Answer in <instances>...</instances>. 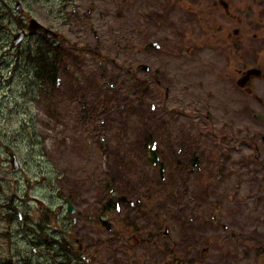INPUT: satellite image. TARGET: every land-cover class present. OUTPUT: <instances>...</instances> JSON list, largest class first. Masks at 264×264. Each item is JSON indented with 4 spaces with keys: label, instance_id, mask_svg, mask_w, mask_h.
<instances>
[{
    "label": "rangeland",
    "instance_id": "374dc122",
    "mask_svg": "<svg viewBox=\"0 0 264 264\" xmlns=\"http://www.w3.org/2000/svg\"><path fill=\"white\" fill-rule=\"evenodd\" d=\"M225 1L228 12L222 0H0V260L73 264L57 257L51 245L44 252L37 247L34 254L33 240L46 243L47 234L30 229L51 223L50 234L59 232L55 217L45 215L50 214L48 207L55 212L63 205L62 194L79 197L88 206L103 194L101 179L119 186L121 178H138L131 162L123 167L116 161L119 150L127 154L148 129L156 130L162 148L178 151L183 141L196 140L204 158L224 163L230 183L220 194L264 197V124L252 117L264 113V75L253 81L258 99L237 85V70L260 67L264 72V0ZM31 18L60 33L63 52L78 59L74 83L83 85L80 99L71 100L68 92L58 103L55 92H46L47 100L43 96L50 85H42L40 69L29 59L41 39H27L20 51L12 46L13 36ZM152 43L162 49H147ZM140 64L152 71L145 73ZM62 78L70 85L66 75ZM91 79L98 84L89 90ZM124 99L140 107L143 103L141 116H132ZM103 105L107 124L99 127L103 117L92 119L88 108ZM165 123L163 130L157 129ZM98 131L105 133L109 150L104 155L109 157L102 154ZM9 152L18 155L19 173L12 171ZM26 179L32 181L31 190ZM176 190L185 205L183 186ZM11 198L27 222L8 213ZM181 217L183 206L171 210L174 233ZM148 232L157 235L154 229L144 234ZM83 235L96 240L89 232ZM108 237L109 249L89 251L98 258L94 264H124L121 248H129L127 236L113 232ZM146 259L142 264H150Z\"/></svg>",
    "mask_w": 264,
    "mask_h": 264
},
{
    "label": "flooded vegetation",
    "instance_id": "af4514ba",
    "mask_svg": "<svg viewBox=\"0 0 264 264\" xmlns=\"http://www.w3.org/2000/svg\"><path fill=\"white\" fill-rule=\"evenodd\" d=\"M54 45L59 46L60 43L56 42ZM46 54L43 52L42 64L47 63ZM57 64L60 69V61ZM247 70L237 72L241 77ZM59 73L63 74L62 70ZM250 80L249 86L238 88L244 94L257 98L253 89V81L256 79L251 77ZM45 82L43 79L42 85ZM134 83L139 86L142 82L135 80ZM74 88L69 90V86H56L55 92L58 98L68 92L66 96L76 100ZM92 88L93 86L90 90ZM83 106L86 107L85 103ZM90 111L96 112L94 107ZM105 111V106L97 111V115L104 119L101 126H105L107 122ZM103 134L105 135L98 132L99 146L102 153H105L106 149L101 145ZM155 136L157 134L154 131L140 132L135 145L128 151L133 152L132 155H128V152L125 154L123 148L120 149L122 155L118 164L122 163L126 167L130 164L128 161L131 162L138 169V178H121L122 184L119 186L109 179H101L106 192L102 191L103 194L97 196L99 199L94 198L93 203L88 206L79 197L62 194L63 205L55 211V223L58 224L59 232L56 233L57 236H50L49 242L45 239L46 243L43 244L33 240V253H39L37 247L44 252L49 250L48 244L56 248L54 246H59L63 240H74L77 247L73 244V248L77 249L68 251L67 258L73 260V264H85L86 260H91L90 264H94L98 258L89 251L97 252L100 247L109 249V234L120 232L127 236L126 243L129 245V248H121L124 264H129L130 259H133V264H142L143 257L150 264H264V214L257 216L254 213L264 211V197L255 194L254 199H251L247 195L220 194L225 192L224 186L230 183L224 163L219 164L216 158L214 162L204 158L197 150L196 140L183 141L176 151L174 146L159 148ZM125 138L124 136L122 139ZM155 141L158 143L161 162H165L168 170L170 169L167 181L158 178L160 164L153 166L149 161V146ZM262 142L264 144L263 140ZM169 148L172 150L167 154ZM258 150L256 147V151ZM196 158H199V164L194 170ZM212 170L215 171V176ZM179 186L184 188L185 205L181 203L182 194L176 190ZM123 198L132 203L121 201L118 210V202ZM69 201L75 209L73 216L67 215ZM182 206L185 217L179 219L178 229L174 233L170 226L171 210ZM12 207L20 212L14 202ZM6 209L12 210L9 205ZM47 209L53 211L50 207ZM62 214L63 219H60ZM137 217H140L141 223ZM22 218L23 222H27L24 215ZM50 226L51 223L47 224V229ZM152 229L157 235L150 232L144 234ZM85 232H89L96 240L83 235ZM58 253L57 257L62 259L63 251L59 250Z\"/></svg>",
    "mask_w": 264,
    "mask_h": 264
},
{
    "label": "trees",
    "instance_id": "16d2710c",
    "mask_svg": "<svg viewBox=\"0 0 264 264\" xmlns=\"http://www.w3.org/2000/svg\"><path fill=\"white\" fill-rule=\"evenodd\" d=\"M2 19H3V16L0 17V20H2ZM0 28H1V25H0ZM21 28H24V26L21 25ZM62 47H63L62 43L59 46H56L53 43H50L48 39H46L44 42V45H40L36 50H34V53L30 54L29 59L33 62L35 61L36 65L40 69V71H38V77L39 78L42 77L41 80H43V78L46 80V83L48 85H50L51 91L56 88L57 74H58L59 70L64 71V74L67 76V78L69 80L70 87L73 88V86H76L74 89L76 91H80V89H82V86L79 87L77 85V83H74V73H75L74 70L78 69L79 61L77 58L69 57L68 54H72V53H70V51H64L63 52ZM43 51H46V53H47L45 56L46 61H47L46 64H44V63L42 64ZM59 61L61 63L60 69H58L59 66L57 64ZM69 67L73 68V70L71 71V69H69ZM88 81H89L88 82L89 86H95L98 84V81L95 79H91ZM129 106L131 107V111H132L133 115H136L137 117L141 116V113L138 112L139 109L135 106L134 103H130ZM165 125L166 124H161L159 126V129H162ZM147 131H149V129ZM9 206H11V205H9ZM13 210H15V209H13ZM49 215L50 214H47V215H45V217H47ZM39 227H40L39 229L32 228V229H30L29 232L30 233L35 232L36 234H38V233L40 234V231L44 232L45 228L41 227V225H39ZM46 234H47V236L45 239H47L49 242L51 240L49 238L50 235L47 231H46ZM48 246H49V244H48ZM63 249H64V251H70V248L68 245H65ZM0 264H16V263L13 261V259H5V260H0Z\"/></svg>",
    "mask_w": 264,
    "mask_h": 264
},
{
    "label": "water",
    "instance_id": "95a60500",
    "mask_svg": "<svg viewBox=\"0 0 264 264\" xmlns=\"http://www.w3.org/2000/svg\"><path fill=\"white\" fill-rule=\"evenodd\" d=\"M223 4H224V6L226 8H228V5L226 3L223 2ZM18 8H19L20 11H22L21 4H19ZM28 30H29V34L31 36H33V35H45V36H47L49 38H57V36H58L53 31L47 29L46 27H44L43 25H41L36 20H31V22H30V24L28 26ZM238 33H239V31L236 30L235 31V34H238ZM26 37H27L26 32H22V33L16 35L14 37L13 45L14 46H17V47H20L21 43L25 40ZM149 47L156 48V49H161V46L158 43H152L149 46H147V48H149ZM142 68L146 72H149L150 71V68L148 66H146V65H143ZM261 75H262V71L260 69H252V70H249L238 81V85L240 87H243L244 88L247 85H249L251 77H254V76L261 77ZM254 118L257 119V120H259V121H264V115H262L260 113H256L254 115ZM149 151H150V158H149V160L152 163V165L155 166L160 161V158H159L158 153H157V143H154L153 146H150ZM10 158H11L10 159V163L12 165V171L13 172L19 171L21 169V166H20V163L18 161L17 155L15 153H10ZM198 164H199V158H196L195 159V162H194V166L197 167ZM165 171H166V165L165 164H162V166H161V177H162V179H165ZM27 185H28L29 188L31 187L30 181H27ZM121 200L122 201H126L125 198H123ZM74 213H75V210H74L73 206L70 203L69 204V212H68V215H71V214H74Z\"/></svg>",
    "mask_w": 264,
    "mask_h": 264
}]
</instances>
